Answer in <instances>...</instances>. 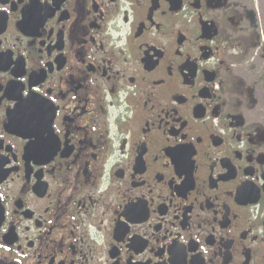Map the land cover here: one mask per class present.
<instances>
[{"label": "flooded vegetation", "instance_id": "obj_1", "mask_svg": "<svg viewBox=\"0 0 264 264\" xmlns=\"http://www.w3.org/2000/svg\"><path fill=\"white\" fill-rule=\"evenodd\" d=\"M1 264H264V0H0Z\"/></svg>", "mask_w": 264, "mask_h": 264}, {"label": "water", "instance_id": "obj_2", "mask_svg": "<svg viewBox=\"0 0 264 264\" xmlns=\"http://www.w3.org/2000/svg\"><path fill=\"white\" fill-rule=\"evenodd\" d=\"M1 264V263H0Z\"/></svg>", "mask_w": 264, "mask_h": 264}]
</instances>
